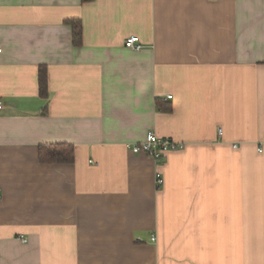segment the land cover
Listing matches in <instances>:
<instances>
[{"label": "crops", "instance_id": "obj_1", "mask_svg": "<svg viewBox=\"0 0 264 264\" xmlns=\"http://www.w3.org/2000/svg\"><path fill=\"white\" fill-rule=\"evenodd\" d=\"M0 103V264H264V0H0Z\"/></svg>", "mask_w": 264, "mask_h": 264}, {"label": "built area", "instance_id": "obj_2", "mask_svg": "<svg viewBox=\"0 0 264 264\" xmlns=\"http://www.w3.org/2000/svg\"><path fill=\"white\" fill-rule=\"evenodd\" d=\"M123 46L127 49L134 51H139L143 46L140 39L136 36H131L124 40ZM170 98V97H167ZM2 104L0 103V109ZM221 131H218L220 134ZM184 147L183 144L177 143L168 138H162L155 135L153 132H148L145 136V139L137 144L130 145V151L133 154H144L154 161L158 162L161 160L167 153L171 151H177ZM233 148H236V145H233ZM156 186L159 188L163 184V178L159 172L155 175ZM152 242L155 241V237L152 236L150 239ZM23 243L26 242L25 239H21Z\"/></svg>", "mask_w": 264, "mask_h": 264}, {"label": "trees", "instance_id": "obj_3", "mask_svg": "<svg viewBox=\"0 0 264 264\" xmlns=\"http://www.w3.org/2000/svg\"><path fill=\"white\" fill-rule=\"evenodd\" d=\"M88 2L91 0H82ZM72 29V44L77 47L82 44V27L79 21H69ZM39 93L40 96L47 95L46 68H39ZM38 161L41 164H72L74 161V149L67 144H48L38 148Z\"/></svg>", "mask_w": 264, "mask_h": 264}]
</instances>
